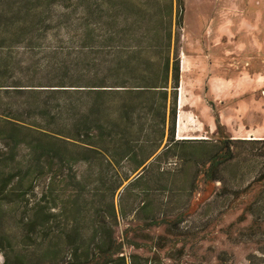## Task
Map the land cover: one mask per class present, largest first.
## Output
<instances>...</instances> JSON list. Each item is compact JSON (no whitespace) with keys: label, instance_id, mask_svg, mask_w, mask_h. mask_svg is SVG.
Masks as SVG:
<instances>
[{"label":"rangeland","instance_id":"rangeland-1","mask_svg":"<svg viewBox=\"0 0 264 264\" xmlns=\"http://www.w3.org/2000/svg\"><path fill=\"white\" fill-rule=\"evenodd\" d=\"M138 3L150 5L148 0L69 1L72 27L68 35L61 32L67 44L60 45L69 47L72 60L78 56L80 36L88 39L85 66L74 63L71 69L76 72L71 73L104 79L107 86L114 83L113 78L132 82L139 76L141 67L132 48L139 38L146 41L152 33L148 17L141 29L134 23ZM180 4V28L172 27L173 42L175 34L180 42L177 48L172 44L168 54L166 114L167 131L169 112L175 111L177 144L154 160L163 152L165 139L157 154L137 169L154 143L152 135L147 137L153 131L148 128L150 103L137 95L104 96L99 101L107 111L100 116L103 123H109L108 115L115 114L108 107L128 102L135 109L132 122L121 120L116 132L124 135L116 146L101 144L108 152L93 155L88 162L72 158V150L64 157L54 152L42 157L43 169L12 171V182L0 190V235L19 237L21 221L35 206L43 213L41 219L52 215L50 234L56 237H76L75 231L80 229L91 239L94 222L104 220L106 234L112 232L116 238L138 243L139 248L124 250L127 259L133 257V264H264V0H180ZM249 10L254 17H249ZM173 21H177L175 14ZM49 27L47 36L52 39L58 29L55 24ZM55 45L46 41L42 47ZM119 46L126 53L123 57L135 63L114 72L119 67ZM21 49L14 59L18 65L9 76L44 81L61 73L54 69L50 53ZM140 58L156 68L166 54L153 49ZM188 61L191 70L182 73L183 63L188 70ZM175 64L179 80L173 92ZM221 78L234 83L224 95L210 96L209 81ZM181 96L183 109L179 108ZM71 98L78 102L79 96ZM94 100L90 95L81 102L89 107ZM127 127H132L130 132ZM227 140L232 143L234 159L219 166L215 182L205 183L208 159ZM128 149L136 151L137 157L125 158ZM3 158L0 155V162ZM26 160L27 150L21 147L17 161ZM4 255L9 261L17 259L0 249V264Z\"/></svg>","mask_w":264,"mask_h":264},{"label":"trees","instance_id":"trees-1","mask_svg":"<svg viewBox=\"0 0 264 264\" xmlns=\"http://www.w3.org/2000/svg\"><path fill=\"white\" fill-rule=\"evenodd\" d=\"M69 1L26 0L22 3L0 0V155L4 157L0 162V171H3L0 174V190H4L12 182V171L43 169L42 157H51L54 152L64 157L72 150L70 155L72 158L88 162L89 157L103 156L108 152L101 144L116 146L117 139L124 135V132L120 134L116 132L120 128L121 120L127 118L132 122L135 109L128 102L108 107V110L114 109L115 114L114 117L108 115L109 123H103L100 116L107 111L99 101L104 96L137 95L150 103L148 113L151 124L148 128L153 131L148 132L147 137L152 135L154 143L137 169L157 154L165 139L163 152L154 160L164 157L166 151L177 144L174 141L175 111L171 109L169 112L167 131L166 114L169 96L168 54L172 44L177 48L180 42L178 34H175L174 42L172 37L173 25L180 28L178 17L181 13L180 0H148L150 5L138 3V18L134 17V23L141 29L148 17L151 24L149 32L152 33L150 38L146 36V41H140L139 38L138 44L132 48L131 53L141 67L140 73L137 78L131 79L132 82L113 78L114 83L111 86H107L104 79L71 73L72 70L76 72V69H71L74 63L85 66L86 57L83 52L88 39L80 36L78 56L72 60L69 59L71 57L69 47L64 48L65 46L60 45L67 40L64 32H61L66 31L65 34L68 35L72 27V12L67 7ZM174 14L177 17L175 24ZM51 24H55L58 31L49 39L47 30ZM46 41H54L57 45L48 49L43 48L42 45ZM18 49L23 52L43 50L48 52L47 54L50 53L54 59L60 58V61L53 62V59L51 63H55L54 69L61 73H57V76L51 79H42L44 81L9 76L8 73L14 72L18 65L14 60L18 57ZM123 49V46L118 47L117 53L121 56L118 59L119 67L113 69L114 72L135 63L132 59L123 57L126 54ZM153 49L166 54L164 62H160L156 68L148 59L140 58L144 51ZM174 57H177L176 50ZM178 80L179 69L175 64L171 76L173 92L177 88ZM114 89L116 91H113ZM90 95L95 100L88 107L81 100ZM74 96H79L78 102L72 101L71 97ZM21 98H25V101L20 102ZM174 100L173 98V104ZM90 118L93 122H89ZM215 122L218 124L217 118ZM127 129L130 132L132 127ZM231 145V141H224L208 159L206 163L208 166L203 173L205 183L215 182V173L219 166L234 159ZM21 147L27 150V160L18 162V150ZM137 155L136 151L130 149L124 152V157L128 159ZM113 212L112 207V213L110 209L108 216L110 217V213L113 216ZM26 214L21 221L19 237L0 235V249L15 254L17 258L9 261L4 255L3 264H133V257L129 256L127 259L124 250L137 249L138 243L128 240L127 237L116 238L112 232L106 234L104 220L94 222V234L87 240L80 229L75 231L76 237L71 236L72 234L64 237L50 234L52 215L41 219L43 213L35 206L28 209Z\"/></svg>","mask_w":264,"mask_h":264},{"label":"crops","instance_id":"crops-1","mask_svg":"<svg viewBox=\"0 0 264 264\" xmlns=\"http://www.w3.org/2000/svg\"><path fill=\"white\" fill-rule=\"evenodd\" d=\"M251 10H249L248 13H249V17L252 18V17H254V12L251 11ZM261 16H262V14H260L259 17H261ZM188 65H189L188 70L190 72V70H191L190 66L191 65H190L189 61H188ZM222 79L223 78L216 79V80L211 79L209 81L208 85H209V94H210V96H215V94H217L220 97V96L224 95L225 93H227V88H228L227 86H229V84H233L234 83V81L232 79L229 80V81H226L224 79L222 80ZM241 79H243V78H241ZM218 80L221 81V82H219ZM242 81H244V79ZM213 100H216V99L214 98Z\"/></svg>","mask_w":264,"mask_h":264},{"label":"bare ground","instance_id":"bare-ground-1","mask_svg":"<svg viewBox=\"0 0 264 264\" xmlns=\"http://www.w3.org/2000/svg\"><path fill=\"white\" fill-rule=\"evenodd\" d=\"M186 72H189L187 69H186V63H183V66H182V73H186ZM184 107V101H183V98L181 96L180 98V102H179V108L180 109H183ZM178 129H179V133L183 132L182 131V116H179V120H178Z\"/></svg>","mask_w":264,"mask_h":264}]
</instances>
